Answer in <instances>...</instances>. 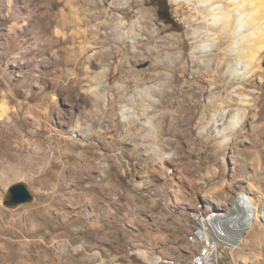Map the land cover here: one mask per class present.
<instances>
[{"label":"rangeland","instance_id":"374dc122","mask_svg":"<svg viewBox=\"0 0 264 264\" xmlns=\"http://www.w3.org/2000/svg\"><path fill=\"white\" fill-rule=\"evenodd\" d=\"M160 1L14 0L16 19L1 9L0 264H150L137 249L189 264L193 213L229 210L241 193L264 210V81L208 71L214 52L193 53L209 27L202 14L166 0L168 25ZM263 66L264 52L258 75ZM247 91L260 102L253 111ZM221 109L230 142L211 122ZM16 183L35 199L10 208ZM255 223L220 264H264Z\"/></svg>","mask_w":264,"mask_h":264},{"label":"bare ground","instance_id":"6f19581e","mask_svg":"<svg viewBox=\"0 0 264 264\" xmlns=\"http://www.w3.org/2000/svg\"><path fill=\"white\" fill-rule=\"evenodd\" d=\"M172 1L173 2H176V1L180 2L181 0H172ZM182 1H188V2L193 3L196 7V10H197L196 12H199L202 14V19H204V21H206L207 25L209 26V27L207 26L208 29L200 32V36L202 37L201 38L202 42L196 46V48L193 52L194 54L208 53V51L214 52L213 56H215V61L213 62L212 59L210 61L207 60L208 61V64H207L208 65V71L211 70V72H212L215 69L219 68L220 66L225 65V66H227V73L235 74L237 79H239L243 83V85H248L257 78L259 79L260 82L264 81V73H263V75H258L259 73L258 74L256 73L258 70L261 71L259 65L261 63V54L264 52L263 51L264 50V0H182ZM119 8L123 9L124 7H119ZM1 9L6 11L5 13H3L4 18H7V17H9V18L14 17L15 18V17H18L20 14L17 10V4H15L14 0L0 1V13H1ZM250 14H254L253 15L254 17L252 15L250 16ZM249 16L253 17V19L251 18L253 20L252 26H247L249 23L248 22V20L250 18ZM196 18H197V16H196ZM198 22H199V20H198ZM245 23H247V25ZM216 24H217V26H216ZM24 25H25V23H24ZM249 25H250V23H249ZM13 26H15V25H13ZM245 26L247 27V29ZM13 30H15V29H13ZM199 31H200V29H199ZM243 31H247V32L244 33ZM112 32L115 33V39L120 40V38H118V37H120V35L122 33H118V29L115 31L113 30ZM242 32L244 33V35L241 34ZM239 33H240V35H239ZM16 35H18V33ZM20 35L21 34H19V36ZM7 39H9V37H7ZM21 40H23V39H21ZM105 41H108V40L105 39ZM105 41H100V43H101L102 47H105V51H109L108 47L104 46ZM13 43L15 44V42H13ZM3 46H6V45H3ZM13 47H15V46H13ZM18 47H20V46H18ZM6 48H8V46L5 47V49ZM14 56H17V55H14ZM200 57L198 56V58H200ZM219 77L213 75L211 78H212L213 82H216V81H218ZM153 91H154V88H148L145 90V92L140 91V95L144 99H146L149 95L153 96ZM247 92H248V95H246V96L244 95V97L241 99L242 106L244 105L247 107V109L250 108V110H252L253 108H256L257 106H259L260 102L258 101L259 103L257 105V98L258 97H255L254 94H253L254 96L253 95L251 96V95H249L250 92L249 91H247ZM224 101H228V100H224ZM209 102H210V105H212L213 107L215 104L216 105L217 104L222 105V103H223L216 96L211 97ZM227 103L229 104L230 102H227ZM222 106H224V104ZM242 106H240V108ZM145 109H146V112H148L149 111V105L146 106ZM257 110H258V108H257ZM259 110H260V108H259ZM8 111H9L8 106H6L5 104H1L0 105V118L2 116L6 115L8 113ZM223 111L221 109V112H223ZM234 111L236 113L232 115L233 116L232 119H235L236 117H237L236 119H238V117L240 116V114L242 115V113H240V109H239V111H238V109H236ZM125 112H126V109L122 113V116L124 117V119L126 118ZM224 112L214 114L213 117L211 118L212 119L211 122L216 127L215 129L217 131V135L221 138H224V141L230 142L231 141L230 139L232 137V135H230V132H233V131H231L229 127H224V128L220 127L222 125V124H220V122L225 117ZM242 119H243V117H242ZM234 121L233 122L231 121V122L234 123ZM144 123L147 126L154 128L153 118H147L144 121ZM258 124L257 125L255 124L256 126L254 127V131L258 127ZM235 125H236V123H235ZM263 125L264 124H262L261 127H263ZM207 127H208V125L206 127H203L202 132H206ZM258 134H261V132L260 133L258 132ZM258 137H257V141L259 139ZM260 139H262L264 142V136L260 137ZM260 139H259V141H260ZM255 140H256V138H255ZM260 143L261 142H259V144ZM200 213H202L205 216V219H210L213 225H214V223H216V224H219V225L224 227L225 232L227 231L228 234L230 235L229 239L227 241H228L232 251L234 249H237L238 247H240V245L247 240V234H249L252 231L254 224H256L255 222H260L261 224L264 223V210L260 209V207L258 206L256 201L254 200V198L251 197L249 194H246V193H241L237 197V199L235 200V202L233 203L232 207L229 210L228 209L225 211L224 210H219V211L215 210L213 212L211 211V213L208 215L204 214L202 211H197L196 213H193V214H200ZM31 230H33V229H31ZM187 242L191 246V248L196 250V253L193 254V257L191 258V260H195L197 258L196 244L193 241H191L188 237H187ZM134 253L145 258L147 260V262L150 264H157V260H156L157 258L155 259L153 257L152 258L149 257L147 254V251H145V250L137 249L136 251H134ZM24 255H22V256H24ZM5 257L7 258V256H5ZM174 259L172 258L170 260H165V261L168 264H177V263L181 262V261L178 262L177 260H174Z\"/></svg>","mask_w":264,"mask_h":264},{"label":"built area","instance_id":"2783aa9c","mask_svg":"<svg viewBox=\"0 0 264 264\" xmlns=\"http://www.w3.org/2000/svg\"><path fill=\"white\" fill-rule=\"evenodd\" d=\"M192 228L186 235L196 244L197 258L189 264H220V259L225 258L224 249H231L228 239L229 234L223 226L214 223L200 214L192 215ZM157 264H168L162 254L154 255ZM184 264V263H177Z\"/></svg>","mask_w":264,"mask_h":264},{"label":"water","instance_id":"95a60500","mask_svg":"<svg viewBox=\"0 0 264 264\" xmlns=\"http://www.w3.org/2000/svg\"><path fill=\"white\" fill-rule=\"evenodd\" d=\"M34 199L35 196L26 183H16L8 189V197L5 205L10 208H17L32 203Z\"/></svg>","mask_w":264,"mask_h":264},{"label":"trees","instance_id":"16d2710c","mask_svg":"<svg viewBox=\"0 0 264 264\" xmlns=\"http://www.w3.org/2000/svg\"><path fill=\"white\" fill-rule=\"evenodd\" d=\"M157 16L165 24L175 25L174 20L169 12L166 0H161L157 6Z\"/></svg>","mask_w":264,"mask_h":264}]
</instances>
